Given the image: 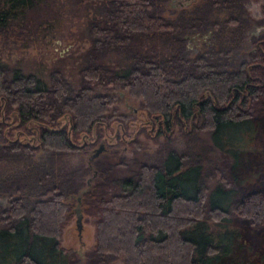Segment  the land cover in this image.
Returning a JSON list of instances; mask_svg holds the SVG:
<instances>
[{
	"label": "trees",
	"instance_id": "trees-1",
	"mask_svg": "<svg viewBox=\"0 0 264 264\" xmlns=\"http://www.w3.org/2000/svg\"><path fill=\"white\" fill-rule=\"evenodd\" d=\"M165 1L0 0V35L51 28L69 6L83 12L88 40L77 86L57 67L41 78L0 60V160L21 163L0 173V264H264L234 224L264 227V145H240L264 115V36L231 64L249 19L264 18V0H190L172 15ZM199 33L187 56L188 37ZM113 84L118 94L93 92ZM121 92L137 107L108 110ZM137 110L167 136L156 156L128 165L102 154L110 122L124 129ZM200 131L209 141L190 148ZM171 134L182 149L167 144ZM96 142L102 149L91 157ZM40 149L48 158L33 160ZM86 152L85 163L53 165ZM120 164L126 174L116 173ZM82 188L93 243L78 255L60 242Z\"/></svg>",
	"mask_w": 264,
	"mask_h": 264
},
{
	"label": "rangeland",
	"instance_id": "rangeland-1",
	"mask_svg": "<svg viewBox=\"0 0 264 264\" xmlns=\"http://www.w3.org/2000/svg\"><path fill=\"white\" fill-rule=\"evenodd\" d=\"M190 0H166L163 3V12L166 15H172L175 12L174 6L186 5ZM62 9L60 15L55 18V23L51 28L44 26H36L32 31L16 29L9 27L5 34L0 35V60L11 67H17L22 72H31L38 77L47 78L49 69L57 67L61 70L63 76L72 86L78 85V72L81 57L80 53L88 45L85 36L84 18L80 7ZM63 8V7H62ZM176 13V12H175ZM222 13H211V18H221ZM249 24L243 29L240 37V45L237 50L232 52V65L240 61L241 57L251 46V42L259 37L264 36V18L256 20L249 19ZM24 33H27L26 35ZM190 35V34H188ZM200 35V36H199ZM204 34L190 35L188 42L186 41L185 52L190 56L195 51V46L202 41ZM109 61L118 59L122 61V57H114L115 54H109ZM122 90L117 85H97L93 88L94 93H111L118 94ZM122 98L115 101L109 106L108 110L115 109L117 112H130L131 108L137 107V100L121 92ZM133 116L127 120L124 129L117 125L116 121L110 122V130L106 131L102 136L105 152L110 159L118 160V155L124 157L126 164L130 165L131 157L136 156L143 160H150L156 156L158 146L166 141V137L160 132H156V127L149 126L147 123V115L142 110L132 111ZM114 133H118V138ZM166 135V134H165ZM173 135V137H172ZM170 139L167 144L172 145L176 149H182L185 146L180 135H169ZM208 135L197 133L195 142L189 144L190 148H196L199 142H208ZM100 142V141H99ZM99 142L93 144L96 147ZM240 145L248 147H260L264 145V115L257 129L251 133H245L240 141ZM92 148V147H91ZM88 151H90V149ZM110 152H109V150ZM117 152L112 155L111 151ZM87 153V154H86ZM82 156L75 154L62 155L54 160L53 165L63 167L72 166L86 162L89 152ZM219 154L223 157V162L228 159L225 153L221 151ZM33 160L48 158L45 150L40 149L33 155ZM21 163L18 161L0 160V173H7L15 170ZM132 164V163H131ZM127 166V165H126ZM117 174H126V167L121 164L116 168ZM88 176V175H87ZM85 176V177H87ZM84 177V178H85ZM74 202L73 199H70ZM74 215L62 230L61 245L67 250H75L78 255L88 250L93 243V226L91 218L82 213L80 235L74 226ZM234 224L240 228V241L248 248L249 254L264 258V227L261 232L253 231L249 225L244 222L235 221ZM81 263L80 261L76 264ZM110 264H122L120 258H116Z\"/></svg>",
	"mask_w": 264,
	"mask_h": 264
},
{
	"label": "water",
	"instance_id": "water-1",
	"mask_svg": "<svg viewBox=\"0 0 264 264\" xmlns=\"http://www.w3.org/2000/svg\"><path fill=\"white\" fill-rule=\"evenodd\" d=\"M102 149V144L99 143V145L97 147H95V149H93V152L91 153V157H94L100 150ZM85 188L80 189V191L78 192V195L76 196V205L74 207V226L76 228L77 234L78 236L80 235V230H81V211L80 208L78 206V202H79V196L81 194L82 191H84ZM78 264H83V263H78Z\"/></svg>",
	"mask_w": 264,
	"mask_h": 264
}]
</instances>
